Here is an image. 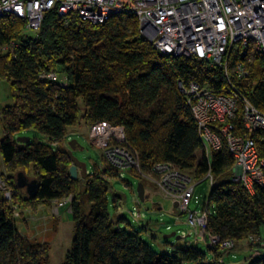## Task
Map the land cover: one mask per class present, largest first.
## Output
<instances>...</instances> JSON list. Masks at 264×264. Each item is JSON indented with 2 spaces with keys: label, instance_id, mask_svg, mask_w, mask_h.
I'll return each mask as SVG.
<instances>
[{
  "label": "trees",
  "instance_id": "1",
  "mask_svg": "<svg viewBox=\"0 0 264 264\" xmlns=\"http://www.w3.org/2000/svg\"><path fill=\"white\" fill-rule=\"evenodd\" d=\"M25 25L26 20L14 14L0 16V47L13 40L19 44L13 53L0 52V80L8 81L14 100L0 112V154L5 165L0 176L16 190L12 200L0 191V264H51L50 243L32 241L20 232L16 208L39 210L40 204L52 205L55 199L69 195L73 196L75 230L62 264H228L220 258L225 252L208 248L212 252L209 259L206 251L186 243L173 251L157 252L140 230L129 223L122 226L125 217H110L109 178L118 176L119 170L108 164L95 166L86 177L73 179L68 148L60 146L70 128L84 122L89 128L101 121L124 126L144 170L168 161L196 180L212 170L216 179L209 196L212 231L236 242L260 236L259 243L249 244L264 247V188L257 186L251 192L233 182L235 160L226 147L207 156L186 96L178 86L185 78L208 83L216 93L227 92L229 81L223 67L198 57L159 53L130 13L94 25L50 10L37 34ZM240 61L249 73L241 82L233 73ZM229 65L240 91L264 112V52L253 43L245 55L235 48ZM51 70L58 72L57 80L41 77ZM234 121L242 130L240 118ZM28 129L46 135L49 141L30 136L28 142L18 140V134ZM252 137L264 156V131H256ZM199 150L202 153L197 157ZM19 171L38 180L40 187L34 197L17 186ZM247 264H264V255Z\"/></svg>",
  "mask_w": 264,
  "mask_h": 264
},
{
  "label": "built area",
  "instance_id": "2",
  "mask_svg": "<svg viewBox=\"0 0 264 264\" xmlns=\"http://www.w3.org/2000/svg\"><path fill=\"white\" fill-rule=\"evenodd\" d=\"M50 10L64 17L77 16L94 25L103 24L115 15L130 13L138 18L141 34L159 53L198 57L223 67L229 81L227 92L216 93L208 83L185 78L178 81L179 89L186 96L207 156L212 150L226 147L235 160L233 182L251 192L257 186L264 188V156L252 137L256 131H264V112L240 91L230 76L229 65L235 48L240 55H245L253 43L259 52H264V0H0V16L14 14L24 18L25 28L34 34L40 31L45 14ZM18 45L13 40L2 45L0 52L13 53ZM233 73L239 82L249 77L241 61L235 64ZM58 75L51 70L41 77L57 80ZM237 118L242 130L234 121ZM88 138L96 149L103 151L108 165L118 170L136 171L144 182L178 203L176 211L187 214V223L192 226L188 235L192 238L186 244L202 243L225 253L237 247L234 239H223L210 228L213 204L209 196L201 209H191L192 199H198L195 189L199 182H195L189 171L168 161L157 162L150 170L142 169L139 152L121 125L96 122L90 126ZM204 179L209 180L211 188L216 183L212 170ZM0 191L7 200L16 195L4 176H0ZM72 200L71 195L55 199L51 207L57 215L65 206L71 212ZM260 240V236H251L249 243L255 245Z\"/></svg>",
  "mask_w": 264,
  "mask_h": 264
},
{
  "label": "rangeland",
  "instance_id": "3",
  "mask_svg": "<svg viewBox=\"0 0 264 264\" xmlns=\"http://www.w3.org/2000/svg\"><path fill=\"white\" fill-rule=\"evenodd\" d=\"M13 101L8 81L6 79L0 80V112L5 105L12 104ZM89 130L90 128L85 122L71 127L69 134L65 137V142L60 145L61 147L69 148L70 141L77 139L78 146L74 150V154L81 161L87 163V172H91L95 166L104 168L107 164L103 158V151L96 149L92 145L90 138H88ZM18 136H30L38 140L49 141L46 135L33 129H28V131L18 134ZM2 137V119L0 114V140ZM201 153L202 151L199 150L197 157H200ZM4 170L5 165H3L0 154V171ZM119 172L118 176L109 178L111 183L109 192L110 217L115 220L122 216L125 217L127 221L121 222L122 226H127V223H129L132 227L140 230L142 238L157 252L173 251V247L180 246L192 238V236H188L192 226L187 223V214L178 213L170 198H166L155 187L146 183L147 197L144 201H141L137 193V187L141 181L140 177L127 169H120ZM31 178H34L33 175H31ZM194 180L199 182L195 189L198 199L196 201L194 197L190 207L193 210H199L204 199L210 196L211 187L209 180ZM134 207H138V209L135 210ZM39 208V210L16 208L15 216L19 222L20 232L32 241L49 242L51 245V264H62L66 260L67 251L72 245L75 230L71 212L67 210L66 206L63 207L59 220V215L54 212L51 204L43 203L40 204ZM173 231L176 232V236L164 237V235ZM261 233L264 237V227ZM243 243L249 245L248 249H237L239 244ZM262 244L264 246V240ZM193 245L206 251L208 258L212 259V252L205 244L196 243ZM236 246L233 251H227L223 255L224 258L220 257L221 261H225L228 264H247L249 259L264 255V248L258 251L256 248H252L249 241L246 240L237 242ZM230 253H233L236 259Z\"/></svg>",
  "mask_w": 264,
  "mask_h": 264
},
{
  "label": "water",
  "instance_id": "4",
  "mask_svg": "<svg viewBox=\"0 0 264 264\" xmlns=\"http://www.w3.org/2000/svg\"><path fill=\"white\" fill-rule=\"evenodd\" d=\"M18 140L28 142L29 136H19ZM78 146V140L74 139L70 141L69 148H68V154L73 162L72 166L70 167V173L73 179L78 178L80 175L83 177H86L87 175V163L81 161L75 154L74 150ZM17 186L26 189V193L29 197H34L39 189V182L36 178H29L27 175L24 174L23 171H19L17 174ZM137 193L139 195V198L141 201H144L146 199V193H145V183L140 181L137 187ZM174 207L177 209L178 203L174 202ZM171 236H176V232L173 231L171 233H168L164 235V237L169 238ZM180 238V237H178Z\"/></svg>",
  "mask_w": 264,
  "mask_h": 264
},
{
  "label": "crops",
  "instance_id": "5",
  "mask_svg": "<svg viewBox=\"0 0 264 264\" xmlns=\"http://www.w3.org/2000/svg\"><path fill=\"white\" fill-rule=\"evenodd\" d=\"M45 204H49L48 202H45ZM68 210V209H67ZM70 212V211H69ZM60 218V215H59V217H58V219ZM60 220V219H59ZM248 247H249V245H246L245 243H243V244H239V246H238V248L237 249H243V250H246V249H248ZM264 247H260V248H258L257 250L258 251H260V250H262ZM231 254V256L233 257V253H230ZM235 256V255H234ZM222 258H224L223 256H222ZM234 259H236V256L235 257H233Z\"/></svg>",
  "mask_w": 264,
  "mask_h": 264
}]
</instances>
